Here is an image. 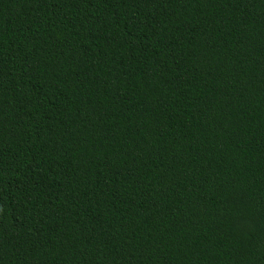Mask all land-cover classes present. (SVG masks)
Wrapping results in <instances>:
<instances>
[{"label": "trees", "instance_id": "obj_1", "mask_svg": "<svg viewBox=\"0 0 264 264\" xmlns=\"http://www.w3.org/2000/svg\"><path fill=\"white\" fill-rule=\"evenodd\" d=\"M0 264H264V0H0Z\"/></svg>", "mask_w": 264, "mask_h": 264}]
</instances>
